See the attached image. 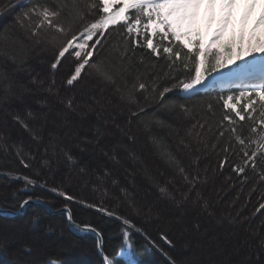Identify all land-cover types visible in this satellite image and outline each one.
<instances>
[{
  "label": "trees",
  "instance_id": "16d2710c",
  "mask_svg": "<svg viewBox=\"0 0 264 264\" xmlns=\"http://www.w3.org/2000/svg\"><path fill=\"white\" fill-rule=\"evenodd\" d=\"M30 2L0 0V207L18 210L30 198L43 200L53 210L68 206L76 223L102 235L112 264H129L119 256L124 249L131 264H256L258 257L264 261V210L256 211L264 202V186L250 168L247 181L233 171L241 162V146L226 129L225 136L218 135L226 111L219 96L206 93L189 99L179 96L181 88L165 94L167 100L185 104L188 113L162 107L155 91L135 92L131 103L121 100L138 75L151 77L149 86L161 91L171 87V81L167 61L148 49L136 47L123 58L134 36L112 30L119 25L88 41L94 46L92 60L103 61L112 80L86 66L82 79L69 86L66 80L75 58L66 53L52 69L54 49L37 43L17 20L22 5ZM88 2L48 0L66 4L65 11ZM173 75L188 78L182 69ZM69 99L74 110L62 103ZM243 123L247 138L251 122ZM229 143L233 151L220 168L225 156L220 145ZM254 149L252 145L249 150ZM65 152L75 163L68 162ZM185 175L195 183H188ZM124 219L130 224L124 225ZM125 230L131 248L124 242ZM51 258L60 264H102L95 238L72 230L63 213L29 206L17 216L0 215V264H44Z\"/></svg>",
  "mask_w": 264,
  "mask_h": 264
},
{
  "label": "snow or ice",
  "instance_id": "6c2138e0",
  "mask_svg": "<svg viewBox=\"0 0 264 264\" xmlns=\"http://www.w3.org/2000/svg\"><path fill=\"white\" fill-rule=\"evenodd\" d=\"M242 3L244 10L238 18L239 27L234 29L230 36L229 28L233 24L234 10L238 0H90L84 5L73 4L69 11H65L66 4H52L48 3V0H31L30 6L22 5L23 11L17 16V20L37 43H45L54 49L52 69H56L61 64L66 53L75 57L74 69L70 71L66 80L69 86H73L74 82L82 79L86 66L94 69L95 73L104 79L112 80L103 61L92 60L94 52L91 49L94 46L89 45L88 41H91L97 33L103 35L110 26L114 25L120 26L112 29L117 34L126 30L127 36H134V39L128 41L124 59H128L126 53L134 52L136 47L148 49L151 55L167 61L166 75L171 81V87L164 86L161 91L149 86L147 81L152 79L151 77L138 75L136 82L132 85V91L127 92L126 96L122 94L121 100L127 99L131 103L135 92L155 91L162 107L171 106L172 109L178 108L188 113L189 109L185 104L167 100L165 94L172 91V88H182L186 97L190 99L199 93L198 86L201 85L205 88L214 87L217 84L229 87L234 85L239 90L238 99L233 95L220 97L223 100L222 108L226 111L221 118L218 135L225 136L226 129L234 137L235 143L241 146L239 150L241 162L234 166L233 171L247 181L249 177L246 168H250L252 173H258V179L264 186V0H242ZM258 5L260 6L258 18L246 32L248 22ZM213 24L215 29L211 37L206 40V30L211 29ZM95 43L99 44L100 41L97 40ZM69 50L72 52L70 53ZM256 53L260 55L256 56ZM246 56L253 58L246 60ZM236 61L240 63L236 64ZM140 62L143 64V58ZM229 64H236V66L230 68ZM181 69L187 75V79L173 75ZM222 69L226 71H221ZM213 73H219V75H213ZM153 75L156 74L153 73ZM209 76L211 79H208ZM205 80H207L206 84ZM239 101H244L242 106ZM62 103H65L68 109L74 110L71 99ZM207 110L209 113L213 112L211 103L207 105ZM132 115L138 117L136 112ZM15 119L21 126L28 128L19 116ZM248 121L251 122L248 126L250 135L245 138L241 129L244 127L243 122ZM158 123L161 122L158 121ZM199 126L204 127L202 124ZM129 139L134 137L130 136ZM252 145H255V149L250 151ZM209 146L212 149L217 147L216 144ZM220 147L225 153L223 160L219 163V167L223 168L229 160L227 153L233 149L231 143L227 147L223 145ZM64 155L69 163H75V158L70 153L65 152ZM112 158L115 156L113 155ZM21 163L25 167L30 166L24 159H21ZM80 171L86 173L85 168H81ZM181 171L183 172V169ZM25 179L27 183H34L31 179ZM184 179L190 184L195 183V180H189L187 175ZM52 190L67 200L73 199L64 191L56 188ZM161 191L163 192L164 189ZM27 203V200L23 201L20 207ZM203 208L204 211H208V204L205 203ZM261 210H264V202L256 208L257 212ZM108 214L112 215L111 212ZM261 214L264 215V212ZM209 215L212 213L209 212ZM68 218L71 220V215ZM123 223L130 224L128 219H124ZM91 230L95 232V229ZM161 238L169 245L172 244L166 235H162ZM123 239L131 248L128 230L123 232ZM260 248L264 250V238L260 239ZM104 262L112 264L107 256L104 257ZM44 264H59V261L51 258L44 261ZM169 264H176V262L170 260ZM186 264H194V262L187 261ZM256 264H264V261L258 257Z\"/></svg>",
  "mask_w": 264,
  "mask_h": 264
},
{
  "label": "water",
  "instance_id": "95a60500",
  "mask_svg": "<svg viewBox=\"0 0 264 264\" xmlns=\"http://www.w3.org/2000/svg\"><path fill=\"white\" fill-rule=\"evenodd\" d=\"M26 200L28 201V203L24 204L23 207L19 206L18 210L4 209V208L0 207V215L17 216V215L22 214L29 206L42 207L52 214L63 213V214H65L67 224L69 225V227L72 230L80 231V233H85V234L91 235L95 238V240L97 242L98 256L100 257L102 264H105L104 257L107 255H106L105 250H104V241H103L102 235L95 228H93L91 226H83V225L76 223L72 218V212L68 206H64V207H61L59 209L53 210L47 203H45L41 199L30 198V199H26ZM69 215H71V220H69V218H68ZM91 229H95V232H93Z\"/></svg>",
  "mask_w": 264,
  "mask_h": 264
},
{
  "label": "rangeland",
  "instance_id": "374dc122",
  "mask_svg": "<svg viewBox=\"0 0 264 264\" xmlns=\"http://www.w3.org/2000/svg\"><path fill=\"white\" fill-rule=\"evenodd\" d=\"M219 10V9H218ZM217 10V11H218ZM243 10H244V5H242V7H240V9H239V11L240 12H243ZM202 13H203V10H202ZM238 27H239V23H238V21H236V22H234L232 25H230V28H229V36L231 35V33H232V31L234 30V29H238ZM249 27V28H248ZM250 26L248 25L247 26V29H246V32H247V30H250ZM214 29H215V24H213L212 25V28L211 29H207L206 30V36H205V39L207 40L208 38H210L211 37V35H212V32L214 31ZM228 37H226V39H227ZM258 53H256L255 55H257ZM74 57V56H73ZM75 58V57H74ZM253 57H251V56H246L245 57V59L246 60H251ZM240 63V61H236V64H239ZM236 64H229V67L231 68V67H235L236 66ZM221 71H226V69H222ZM213 75H219V73H213ZM208 79H211V77L209 76L208 77ZM205 84L207 83V80H205V82H204ZM217 85H219L220 87H224V88H226V89H228V88H235V86L233 85V86H231V87H229L228 85H224V86H221L220 84H217ZM199 87V89L200 90H203V89H206L205 87H203V85H201V86H198ZM236 98L238 99V97H239V90L236 92ZM243 101H239V103L241 104ZM119 256L121 257V258H123L126 262H128L129 264H131V262H130V260H129V253H128V251L127 250H121L120 251V253H119ZM60 264V263H59Z\"/></svg>",
  "mask_w": 264,
  "mask_h": 264
},
{
  "label": "bare ground",
  "instance_id": "6f19581e",
  "mask_svg": "<svg viewBox=\"0 0 264 264\" xmlns=\"http://www.w3.org/2000/svg\"><path fill=\"white\" fill-rule=\"evenodd\" d=\"M243 3H242V0H238V4L234 10V19H233V22L235 20L238 21V18H239V15L242 14V12L239 11L240 7H242ZM218 10V9H217ZM239 11V12H238ZM259 11H260V6L258 5L257 8L255 9V11L253 12L252 14V18L249 20L248 22V25L251 27L252 26V23L255 21V19L258 18V14H259ZM249 28V27H248ZM260 54L258 53L256 56H259Z\"/></svg>",
  "mask_w": 264,
  "mask_h": 264
}]
</instances>
